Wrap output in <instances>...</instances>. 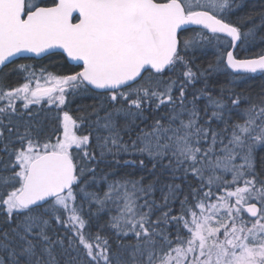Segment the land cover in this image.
<instances>
[{
	"label": "snow or ice",
	"instance_id": "snow-or-ice-1",
	"mask_svg": "<svg viewBox=\"0 0 264 264\" xmlns=\"http://www.w3.org/2000/svg\"><path fill=\"white\" fill-rule=\"evenodd\" d=\"M236 7L0 0V72L63 70L0 76V264H264V86L236 90L264 74V12Z\"/></svg>",
	"mask_w": 264,
	"mask_h": 264
},
{
	"label": "trees",
	"instance_id": "trees-1",
	"mask_svg": "<svg viewBox=\"0 0 264 264\" xmlns=\"http://www.w3.org/2000/svg\"><path fill=\"white\" fill-rule=\"evenodd\" d=\"M238 4L239 7L235 8V11L231 14V18L235 21L238 17H243L245 15H252L257 17L258 14L264 12V0H234V5ZM251 25H246L243 30H247ZM264 28L259 29L256 34L251 37V51H258L260 48H264ZM215 49L213 48H205L202 51L197 53V58L195 60V65L200 67H207L208 63L215 59L214 56ZM61 59L59 56L45 57L41 60L30 59V58H21L14 61L13 64L4 68L0 73V76H3L4 73H7V76L3 78V85L5 87H13L18 86L24 83V76L26 73H23L19 70L11 71V69L15 68L16 65L20 64H29L36 66H47V70L49 72L55 74H62V69L59 68V64L61 63ZM196 71V68H193ZM215 81H218L219 84L225 83V78L223 76L217 75L214 77ZM202 85L198 84L197 87H201ZM264 86V74H250V78L244 82H239L236 90L244 91L247 93L248 91L258 92L260 88ZM93 99L91 97H77L68 104L67 109L70 111V114L77 115V108L81 105H91L93 103ZM34 109H39L38 115L35 117L37 120L43 121L45 123L46 128L50 129L52 125L55 123L54 120L51 119L55 115V109L53 111H49L48 107L44 104L39 106H33ZM101 168H104V165L101 164ZM108 171L109 169H104ZM125 171H133L131 168L121 169L118 174H122ZM136 175L139 176L141 174H146L144 170H135ZM150 178V177H149ZM159 195V193H157Z\"/></svg>",
	"mask_w": 264,
	"mask_h": 264
},
{
	"label": "water",
	"instance_id": "water-1",
	"mask_svg": "<svg viewBox=\"0 0 264 264\" xmlns=\"http://www.w3.org/2000/svg\"><path fill=\"white\" fill-rule=\"evenodd\" d=\"M55 51H59V50H55ZM21 58H30V59H34V58H32L31 57V55L30 54H24L23 56H20V57H16V58H14V61H16V60H18V59H21ZM35 59H37V60H41V58H35ZM8 65H10V64H8ZM4 69V68H3ZM2 69V70H3ZM1 73V72H0Z\"/></svg>",
	"mask_w": 264,
	"mask_h": 264
}]
</instances>
